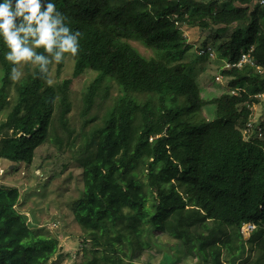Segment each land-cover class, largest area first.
<instances>
[{
  "label": "trees",
  "instance_id": "trees-1",
  "mask_svg": "<svg viewBox=\"0 0 264 264\" xmlns=\"http://www.w3.org/2000/svg\"><path fill=\"white\" fill-rule=\"evenodd\" d=\"M253 1L53 0L82 34L78 56L67 57L72 78L49 85L25 66L13 82L0 42V160L31 166L57 102L65 117L69 87L91 70L84 124L68 140L71 147L82 140L85 159L75 222L103 238L127 225L143 250L153 232L164 235L175 252L202 264H264V122L252 123L264 93V5ZM186 27L217 28L200 49L208 55L210 43L229 64L222 68L228 90L216 97H202L181 61L191 49ZM134 38L154 56H144ZM244 54L251 63L239 66ZM113 89L118 95L100 114ZM206 107L213 118H196ZM20 197L17 187L0 184V264H48L60 241L31 228L17 209ZM245 225L254 226L248 239ZM93 238L103 249H85L93 258L80 264H123L114 245Z\"/></svg>",
  "mask_w": 264,
  "mask_h": 264
},
{
  "label": "rangeland",
  "instance_id": "rangeland-1",
  "mask_svg": "<svg viewBox=\"0 0 264 264\" xmlns=\"http://www.w3.org/2000/svg\"><path fill=\"white\" fill-rule=\"evenodd\" d=\"M256 4L264 5V0H254L252 6ZM216 29V27L209 30L197 27L184 28V35L191 44V49L181 61L189 65V73L199 82L203 98H213L228 90L229 79L223 75L222 68L229 67V64L224 63L217 56V50H212L210 43L204 52L211 53L204 56L200 52L205 42L214 39L213 33ZM231 31L230 29V32L224 36H229ZM130 42L144 56H154V51L145 47L139 39L134 38ZM72 72L73 62L69 58L65 59L60 71L58 64H54L50 72L53 80L51 85L72 78ZM95 76L93 71L87 70L73 81L69 87L71 108L65 117H61L60 100L57 102L49 139L37 149L31 166L22 164L16 168L10 162L0 160V184L17 187L20 190L21 197L17 209L27 217L34 231L59 239V252L48 264H80L85 257L93 258L90 253L85 252V249L96 247L93 246V236L101 239L105 245H114L123 264H202L197 259L186 258L179 251L175 252L171 248L173 242L163 237L164 235L156 236L153 232L155 236H151L149 244L143 250L127 225H119L109 237L103 238L83 229L75 222L72 208L83 191L82 165L85 159L81 155L82 140L78 139L75 147L69 146L68 140L70 136L76 137L84 124L82 117L84 91ZM232 92L237 91L232 90ZM116 95L118 91L113 89L109 99L101 101L103 107L100 114L114 102ZM260 99L262 103L252 107L253 125L264 122V93ZM213 116L214 110L206 107L196 118L211 120ZM63 122H66V127L63 126ZM244 133L246 136L250 134L249 131ZM246 228L244 226L242 232L248 239L252 233L249 230H254V227L249 230ZM96 249L101 251L103 248L96 247ZM100 263L106 264L103 260H100Z\"/></svg>",
  "mask_w": 264,
  "mask_h": 264
},
{
  "label": "clouds",
  "instance_id": "clouds-1",
  "mask_svg": "<svg viewBox=\"0 0 264 264\" xmlns=\"http://www.w3.org/2000/svg\"><path fill=\"white\" fill-rule=\"evenodd\" d=\"M81 35L53 0H0V42L13 82L23 79L28 66L51 85L50 66L77 57Z\"/></svg>",
  "mask_w": 264,
  "mask_h": 264
},
{
  "label": "built area",
  "instance_id": "built-area-1",
  "mask_svg": "<svg viewBox=\"0 0 264 264\" xmlns=\"http://www.w3.org/2000/svg\"><path fill=\"white\" fill-rule=\"evenodd\" d=\"M248 62L251 63V56L249 54L248 55L244 54L242 56V59L240 60L239 66H241L243 63H248ZM249 127H251V125H249ZM246 227L245 228L249 230V229L253 228L254 226L246 225Z\"/></svg>",
  "mask_w": 264,
  "mask_h": 264
}]
</instances>
